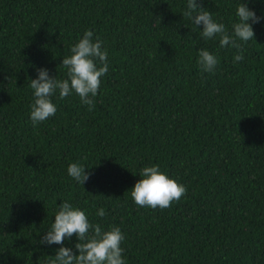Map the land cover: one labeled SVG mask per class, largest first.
<instances>
[{
  "label": "trees",
  "instance_id": "trees-1",
  "mask_svg": "<svg viewBox=\"0 0 264 264\" xmlns=\"http://www.w3.org/2000/svg\"><path fill=\"white\" fill-rule=\"evenodd\" d=\"M241 2L262 19L234 63L237 49L184 16L187 0H0V264L79 254L75 234L41 243L62 201L119 227L126 264H264V0H197L229 33ZM88 30L108 51L94 109L57 91L34 127L31 80L67 78L62 59ZM200 49L215 72H201ZM153 164L187 190L165 209L130 196Z\"/></svg>",
  "mask_w": 264,
  "mask_h": 264
},
{
  "label": "clouds",
  "instance_id": "clouds-1",
  "mask_svg": "<svg viewBox=\"0 0 264 264\" xmlns=\"http://www.w3.org/2000/svg\"><path fill=\"white\" fill-rule=\"evenodd\" d=\"M184 16L198 28L202 26L200 35L205 40L218 36L220 47L231 45L237 49L234 63L244 59L240 42L246 43L254 39L252 25L262 19L241 2L236 8L238 21L231 25L232 31L229 33L225 25L214 21L212 13L198 4L197 0H187ZM93 36L91 30L85 31L78 42L71 46L70 55L63 57L62 65L67 70V78L57 79L56 76H49L47 69H38L37 78L30 83L34 98L30 105V120L34 127L56 114L57 108L51 97L57 91L60 99L74 92L79 96L80 102L88 106L89 111L94 109V98L98 94L101 77L108 73L109 65L108 51L102 47L103 41L98 37L94 40ZM197 63L202 73H213L219 60L208 50L200 49ZM85 169L79 163L73 162L68 165L67 174L83 185L90 176ZM139 175L141 179L130 190V196L140 207L168 208L172 202L179 201L187 191L185 186L162 172L159 165L145 166ZM96 215L104 217L105 209H97ZM54 217V223L43 236L41 243L62 245L65 238H71L75 234L79 241L75 248L79 254L76 255L71 248L62 246L55 258L46 264H126L121 247L125 237L119 227L110 226L105 230L99 224H91L85 212L75 208L68 201H62Z\"/></svg>",
  "mask_w": 264,
  "mask_h": 264
}]
</instances>
